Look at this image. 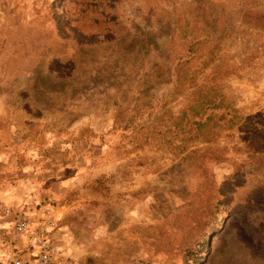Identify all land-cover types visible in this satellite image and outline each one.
<instances>
[{
  "label": "rangeland",
  "instance_id": "1",
  "mask_svg": "<svg viewBox=\"0 0 264 264\" xmlns=\"http://www.w3.org/2000/svg\"><path fill=\"white\" fill-rule=\"evenodd\" d=\"M0 204L64 264H264V0H0Z\"/></svg>",
  "mask_w": 264,
  "mask_h": 264
},
{
  "label": "built area",
  "instance_id": "2",
  "mask_svg": "<svg viewBox=\"0 0 264 264\" xmlns=\"http://www.w3.org/2000/svg\"><path fill=\"white\" fill-rule=\"evenodd\" d=\"M0 221L8 225L12 235L21 239L20 244L14 246L18 253L10 264H61L63 253L52 210L46 208L31 217L0 204Z\"/></svg>",
  "mask_w": 264,
  "mask_h": 264
},
{
  "label": "trees",
  "instance_id": "3",
  "mask_svg": "<svg viewBox=\"0 0 264 264\" xmlns=\"http://www.w3.org/2000/svg\"><path fill=\"white\" fill-rule=\"evenodd\" d=\"M196 54V48L194 47V44L191 43L187 50L186 53L183 57L178 58L176 63L173 66V76H174V80H173V91H179L182 90L183 88H192L195 85V74L194 72H192L190 70L189 67V63L194 59ZM210 61V59L206 60L203 65L205 66L208 62ZM222 98L219 95L218 92V88L217 86H212L207 93L205 94V96L202 98V100L199 101L197 100V104L196 106L193 108L192 113L195 116H198L197 114V108L198 110H200V112H202V114H205L206 111L208 110H214V109H220L222 108L223 104H222ZM131 120V119H128ZM227 122V121H226ZM191 125L193 126L192 131L199 129L201 126L204 125V122L201 121L200 116H198V120L196 121H190V128ZM127 126H124L123 129H127ZM193 136V135H191ZM8 227V225H7ZM11 246L10 250L12 252V257L7 260L5 259L4 264H10L11 259L17 255L18 251L17 249L14 248V243L10 242L9 243ZM19 245V244H18ZM66 258L61 259V264H64Z\"/></svg>",
  "mask_w": 264,
  "mask_h": 264
},
{
  "label": "crops",
  "instance_id": "4",
  "mask_svg": "<svg viewBox=\"0 0 264 264\" xmlns=\"http://www.w3.org/2000/svg\"><path fill=\"white\" fill-rule=\"evenodd\" d=\"M3 227V226H2ZM0 225V264H4L5 259L9 260L12 257V252L10 250V244L7 241V239H11V242L15 244L14 246L20 244V241H18L19 237L12 235L11 233H4V228H2ZM4 235H6V238H2ZM6 239V240H5ZM4 241V242H3Z\"/></svg>",
  "mask_w": 264,
  "mask_h": 264
}]
</instances>
